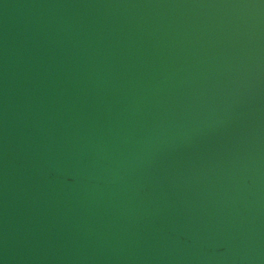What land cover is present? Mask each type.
<instances>
[{
	"label": "water",
	"instance_id": "1",
	"mask_svg": "<svg viewBox=\"0 0 264 264\" xmlns=\"http://www.w3.org/2000/svg\"><path fill=\"white\" fill-rule=\"evenodd\" d=\"M0 264H264V0H0Z\"/></svg>",
	"mask_w": 264,
	"mask_h": 264
}]
</instances>
